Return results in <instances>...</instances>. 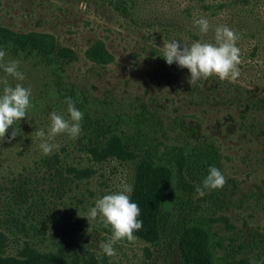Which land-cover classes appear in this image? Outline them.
I'll use <instances>...</instances> for the list:
<instances>
[{
  "label": "rangeland",
  "instance_id": "374dc122",
  "mask_svg": "<svg viewBox=\"0 0 264 264\" xmlns=\"http://www.w3.org/2000/svg\"><path fill=\"white\" fill-rule=\"evenodd\" d=\"M200 3L0 0L1 26L52 34L58 46L71 48L78 57L57 59L49 66L31 60L28 49L12 59L19 62L24 80L6 74L10 86L30 88L40 104L0 139L1 255L23 257L29 247L59 254L70 264H183L178 237L188 225L203 224L219 241L214 250L218 263L264 264V0H205L223 6L215 7L211 15L201 11ZM188 14L194 20L206 18L209 31L202 34L189 23ZM183 21L189 30L181 42L187 45L197 40L215 44V28L220 25L234 30L241 60L237 79L221 82L213 75L202 78L198 88L188 69L165 71L149 60L146 50L163 52L164 45L177 37L176 24ZM97 40L106 44L114 63L97 66L85 57ZM56 66L65 72L62 82ZM232 86L238 94H230ZM49 89L73 95L75 106L90 105L93 122L82 120L79 136L65 132L48 139L51 104L57 100L47 98ZM59 100L56 113L69 119L66 100ZM255 102L260 107L254 109ZM14 128L17 136L9 142ZM40 129L45 132L43 140L59 145L48 155L40 148L43 140L36 135ZM109 132L119 135L136 160L92 159L87 147L105 146ZM211 141L220 146L218 169L226 178L224 187L205 189L200 196L197 188L204 178L187 166L195 193H174L177 203L160 218L161 239L150 244L134 235L132 242H113L115 256L104 254L99 245L111 241V227L105 228L99 217L85 218L96 199L122 191L125 185L133 190L139 162L165 163L160 142L194 147ZM69 168L93 173L78 179Z\"/></svg>",
  "mask_w": 264,
  "mask_h": 264
},
{
  "label": "trees",
  "instance_id": "16d2710c",
  "mask_svg": "<svg viewBox=\"0 0 264 264\" xmlns=\"http://www.w3.org/2000/svg\"><path fill=\"white\" fill-rule=\"evenodd\" d=\"M199 1H201V11L209 13V15L214 13L213 10L215 7H223L221 4L215 6L210 3L205 4V0ZM186 11L187 13L192 12L189 9ZM187 18L189 23L195 22L193 14H188ZM187 26L188 24L184 21L183 23H177L175 26L177 37L173 38V40L176 39L181 41L183 32L189 30ZM193 37L198 39V35H193ZM0 39L4 40V44H0V50L9 53L5 55V63L12 61V59H17L18 55L22 52L25 53L28 49L31 52L29 53L31 60H36L43 65L48 64L49 66H55L58 61L57 59L77 60L78 58L76 52L71 48L58 46V40L49 33H22L0 25ZM7 45H9V47H7ZM14 50H17V53L14 54ZM146 51L149 54V60L158 64L162 70L182 72V68L176 63L168 65L165 62L162 58V51L154 49H148ZM132 56L136 58L139 55L132 54ZM85 57L97 66H108L115 61L114 56L109 52L106 44L101 40L95 41L87 48ZM56 69H58L57 66L54 71L60 76L59 79L62 82V80H65L63 79V77H65V72L61 71L62 69ZM0 76V81L6 79L8 82V78L2 67H0ZM201 82L202 78L198 79L195 86L201 88L199 87ZM3 87V83L0 82V95L3 94ZM212 89L215 90L214 88ZM236 90V87L232 86L230 91L233 93L230 94H238ZM77 91L79 92V90ZM77 91L75 92L76 94ZM64 93L63 90L56 93L50 89L47 91V98H51L52 96H54L55 99L57 98V100L51 104L52 110L55 112H58L59 109L58 105L60 104L57 103L60 101L59 99L67 100L69 97L72 100L76 99L73 95L64 96ZM30 99L34 107L36 104H40L39 98L36 100L34 96L31 95ZM75 107L84 113L83 121L90 125L93 122V118L89 116L90 105L86 103H77ZM255 107H260L257 102H255L254 109ZM245 118V116H242L243 120ZM104 144L106 145L103 146L98 143L92 147H87L94 161L108 159L110 156H114L121 160H136L134 153L124 147L118 134L109 132L108 140ZM159 145L163 148L162 153L167 158V161L162 164L148 161L139 162L135 185L130 195L132 202L137 203L141 210V214L137 219L143 221L142 228L138 231H134L133 235L150 244H155L161 239L160 218L164 213L170 212L177 203V197L174 196V193L181 192L190 195L195 193L194 181L187 176L188 171L186 167L190 166V170L195 175L198 174L201 178L205 179L208 175V169L212 166L218 168V164L221 162V154L218 153L220 146L216 147L213 141H211L210 144L205 143L201 146L194 147L166 145L162 142H160ZM55 158H57V156H55ZM224 159L229 160L227 156H225ZM68 171L74 174L78 179L90 178L93 173V171L87 169L78 171L75 168H69ZM215 244L220 245L214 234L205 225H188L178 237V247L180 249L183 264H220L215 258ZM26 250L28 251L23 257L19 258L0 254V264H70L67 259L59 254L38 253L32 249L29 250V247H26Z\"/></svg>",
  "mask_w": 264,
  "mask_h": 264
},
{
  "label": "clouds",
  "instance_id": "9594fccd",
  "mask_svg": "<svg viewBox=\"0 0 264 264\" xmlns=\"http://www.w3.org/2000/svg\"><path fill=\"white\" fill-rule=\"evenodd\" d=\"M195 25L199 27L202 34L209 31L210 24L206 18L195 20ZM239 39L234 30L226 25H220L215 28V44L202 41H194L190 45L184 44L179 40H172L164 45L162 58L168 65L176 63L180 68H186L190 72L192 82L204 78L207 79L213 75L220 80H235L240 75L237 67L240 63V49L236 46ZM6 53L0 50V67L4 72L19 81L24 80V74L18 70V61L4 62ZM3 83V94L0 95V139H4L6 132L17 121L24 119L30 108L34 107L31 102V89L25 88L17 83L14 87L10 86L7 80ZM69 119L52 111L49 114L51 127L48 132V139L54 138L57 134L67 132L73 138L81 133V121L84 113L75 107V101L67 98ZM40 138L45 137V132L40 129L36 132ZM17 136V128H14L8 137L9 142ZM59 145L49 144L43 140L40 144L45 155L50 154L54 148ZM226 184V178L222 172L212 166L208 169V175L202 181L197 193L203 196L205 189H222ZM131 186L125 185L122 191L105 194L102 198L95 201L87 215V220H96L105 228L111 227L112 237L109 243L99 245L100 249L109 257L116 255L113 242L127 239L132 242L136 239L134 231H138L143 226V221L137 219L141 210L137 203L132 202L130 193ZM251 264H257L255 260Z\"/></svg>",
  "mask_w": 264,
  "mask_h": 264
}]
</instances>
